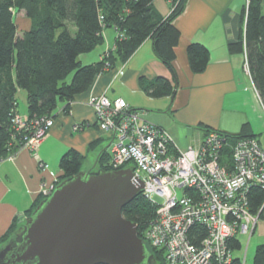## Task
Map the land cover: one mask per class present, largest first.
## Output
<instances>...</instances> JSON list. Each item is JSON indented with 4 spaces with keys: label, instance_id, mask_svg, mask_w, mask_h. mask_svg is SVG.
<instances>
[{
    "label": "trees",
    "instance_id": "1",
    "mask_svg": "<svg viewBox=\"0 0 264 264\" xmlns=\"http://www.w3.org/2000/svg\"><path fill=\"white\" fill-rule=\"evenodd\" d=\"M171 11L162 16L153 6V0H0V159L13 153L17 145L12 141L10 118L17 107V93L26 94V111L30 118L42 115L55 117L59 104L68 113L76 95L86 91L94 78L119 63H124L150 38L154 54L166 65L171 77L156 76L140 79L145 95L158 98L175 93L176 72L173 68L174 48L179 31L172 23L181 12L185 0H170ZM23 11L29 20L27 29L18 31L14 12ZM244 30L236 42L229 44L231 52L243 51L252 82L264 107V0H247L242 10ZM113 28L115 46L99 61L81 64L79 55L93 50L103 42V31ZM189 66L195 73L207 66L209 53L200 43L187 46ZM83 125V124H82ZM243 125L238 135L219 131L226 141L247 137ZM211 129L206 128V132ZM93 144H91V147ZM82 155L70 148L62 154L59 179L75 174L81 166ZM110 154L102 149L97 168L110 170ZM250 207L254 209L264 192L252 188ZM43 198V197H42ZM39 198L27 212L29 215L42 199ZM124 218L135 222L137 234L142 238L154 264H165L164 253L147 241L143 232L155 215V206L140 192L122 209ZM21 228L11 226L1 242ZM206 234L199 227L196 238L199 244ZM233 250L240 249L239 241L231 243ZM231 264H241L235 256ZM253 264H264V243L256 246Z\"/></svg>",
    "mask_w": 264,
    "mask_h": 264
},
{
    "label": "crops",
    "instance_id": "2",
    "mask_svg": "<svg viewBox=\"0 0 264 264\" xmlns=\"http://www.w3.org/2000/svg\"><path fill=\"white\" fill-rule=\"evenodd\" d=\"M246 4V0H185L172 21L179 31L174 48L173 95L152 98L140 87L141 78L171 77L147 38L124 63L99 73L86 91L76 95L68 113L56 111L52 127L34 151L23 148L12 157L0 159V245L11 226L17 229L33 204L43 197L42 187L59 180V160L64 152L73 148L85 157L91 151L98 167L99 152L108 150L111 138L96 126L94 111L87 103L91 94L122 97L140 110L145 120L166 129L179 149L201 141L206 128L238 135L247 125L244 134L255 138L264 151V107L250 74L243 68L244 39L242 52L228 48L244 30L242 10ZM153 6L164 17L171 11L170 0H153ZM115 38L113 28L105 29L103 42L79 55L81 64L99 61L114 48ZM190 43H200L208 50V63L202 72L195 73L189 66ZM74 124H81V128L74 131ZM254 233L264 243V221Z\"/></svg>",
    "mask_w": 264,
    "mask_h": 264
},
{
    "label": "built area",
    "instance_id": "3",
    "mask_svg": "<svg viewBox=\"0 0 264 264\" xmlns=\"http://www.w3.org/2000/svg\"><path fill=\"white\" fill-rule=\"evenodd\" d=\"M243 68L249 73L246 56ZM87 103L98 129L111 138L110 167L130 163L143 180L142 195L155 206L143 236L163 250L165 264H231L236 256L231 243L238 240L241 249L239 236L246 235L248 243L264 221V197L254 209L249 197L252 188L264 192V151L259 142L253 137L229 142L218 130H210L201 141L179 149L166 129L145 120L122 97L91 94ZM60 110L63 104L56 111ZM53 122L51 115L30 118L15 111L10 123L17 148L11 156L23 148L34 151ZM80 128L81 124L72 127ZM54 185H44L42 193ZM199 227L206 234L194 244Z\"/></svg>",
    "mask_w": 264,
    "mask_h": 264
},
{
    "label": "water",
    "instance_id": "4",
    "mask_svg": "<svg viewBox=\"0 0 264 264\" xmlns=\"http://www.w3.org/2000/svg\"><path fill=\"white\" fill-rule=\"evenodd\" d=\"M142 189L130 167L79 169L57 180L0 245V264H154L121 213Z\"/></svg>",
    "mask_w": 264,
    "mask_h": 264
},
{
    "label": "rangeland",
    "instance_id": "5",
    "mask_svg": "<svg viewBox=\"0 0 264 264\" xmlns=\"http://www.w3.org/2000/svg\"><path fill=\"white\" fill-rule=\"evenodd\" d=\"M246 2H247V0H246ZM14 20L16 22L18 31H22L24 29H27L29 26V20L25 16L23 11L14 12ZM103 55H105V54H103ZM17 107H18V111H20L21 113H24L26 111V94H25V91L23 89H20L17 93ZM60 107H62V104H59L58 108H60ZM50 128L48 129V132H49ZM247 137H250V136H247ZM12 141L14 142V140H12ZM107 143H108V139L104 140V144L106 145ZM11 154L12 153L8 154L7 157L11 156ZM131 165L132 164L129 163L126 167H130ZM96 168H97V166L94 162L93 152L90 151L87 153V155L85 157H82L80 170H86L87 171V170H93ZM180 192L181 191L179 190V193ZM157 200H159V199H157ZM239 239L241 242V249L235 250L234 255L243 259V254H244L245 246L247 243V236L241 235V236H239ZM260 241L261 240H259V238L257 237V233H254L250 237V239L247 243L246 255H245V259H244L245 264H252L255 248L258 244L261 243Z\"/></svg>",
    "mask_w": 264,
    "mask_h": 264
},
{
    "label": "flooded vegetation",
    "instance_id": "6",
    "mask_svg": "<svg viewBox=\"0 0 264 264\" xmlns=\"http://www.w3.org/2000/svg\"><path fill=\"white\" fill-rule=\"evenodd\" d=\"M43 197H44V195H43Z\"/></svg>",
    "mask_w": 264,
    "mask_h": 264
}]
</instances>
